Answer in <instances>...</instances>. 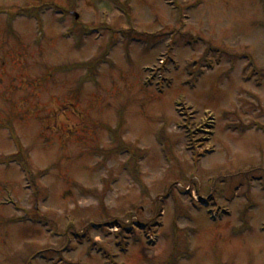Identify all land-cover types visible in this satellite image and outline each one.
Here are the masks:
<instances>
[{"label":"rangeland","instance_id":"rangeland-1","mask_svg":"<svg viewBox=\"0 0 264 264\" xmlns=\"http://www.w3.org/2000/svg\"><path fill=\"white\" fill-rule=\"evenodd\" d=\"M263 229L264 0H0V264H264Z\"/></svg>","mask_w":264,"mask_h":264},{"label":"trees","instance_id":"trees-1","mask_svg":"<svg viewBox=\"0 0 264 264\" xmlns=\"http://www.w3.org/2000/svg\"><path fill=\"white\" fill-rule=\"evenodd\" d=\"M23 161H25V160H23Z\"/></svg>","mask_w":264,"mask_h":264}]
</instances>
